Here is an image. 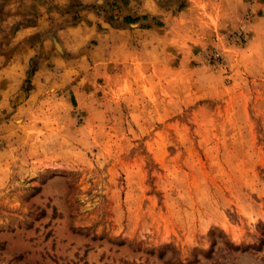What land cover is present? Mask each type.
<instances>
[{"label":"rangeland","instance_id":"rangeland-1","mask_svg":"<svg viewBox=\"0 0 264 264\" xmlns=\"http://www.w3.org/2000/svg\"><path fill=\"white\" fill-rule=\"evenodd\" d=\"M158 1L107 68L1 69L0 264H264V0Z\"/></svg>","mask_w":264,"mask_h":264},{"label":"crops","instance_id":"crops-1","mask_svg":"<svg viewBox=\"0 0 264 264\" xmlns=\"http://www.w3.org/2000/svg\"><path fill=\"white\" fill-rule=\"evenodd\" d=\"M192 1L188 11L200 0ZM168 13L158 0H0V71L30 68L34 60L35 68L48 61L107 68L112 29L157 30Z\"/></svg>","mask_w":264,"mask_h":264}]
</instances>
